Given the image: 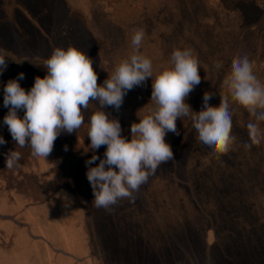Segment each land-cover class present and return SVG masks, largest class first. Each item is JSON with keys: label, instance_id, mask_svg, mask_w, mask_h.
I'll return each mask as SVG.
<instances>
[{"label": "rangeland", "instance_id": "1", "mask_svg": "<svg viewBox=\"0 0 264 264\" xmlns=\"http://www.w3.org/2000/svg\"><path fill=\"white\" fill-rule=\"evenodd\" d=\"M122 3L126 0H0V49L4 50L0 54L8 65L0 74V136L6 141L0 145V227L12 238L14 253H21L28 264H49L55 250L70 256L86 253L89 264H264V142L250 150L243 147L251 143L247 124L256 121L230 92L233 60L244 55L264 84V0H140L127 13ZM136 29L144 30L140 53L152 61L153 80L171 67L174 50L193 51L201 82L185 102L199 112L205 92L214 94L209 101L214 107L227 98L236 142L227 153H216L198 140L190 117L178 118L179 134L165 136L174 160L162 163L133 193L134 200L122 198L106 210L95 206L87 168L78 164L89 160L93 151L64 145L60 135L53 148L60 175L55 186L73 192L69 196L73 201L67 203L66 215L56 211L53 198L34 203L42 205V211L32 214L31 223L32 211L22 205L41 199L35 167L40 157L32 155L30 146H16L4 125L8 112L3 104L4 86L22 72L25 78L19 83L30 90L37 76L46 75L53 50L69 46L93 60L94 71L102 74L97 83L103 85L133 53ZM15 59L24 64L15 66ZM152 78L128 91L119 111L110 106L104 109L120 121L127 139H131V124L155 108ZM23 114L22 110L18 113ZM91 115L88 108L85 123L89 124ZM259 127L264 132V122ZM10 150L22 154L11 169L6 167ZM102 150L106 151V145L95 155ZM68 164L76 169L73 178L70 167H64ZM51 217L61 219L64 228L52 224ZM24 223L29 225L27 237L34 242L19 234ZM81 228L83 235H79ZM36 239L42 241L36 243ZM45 241L47 245L41 244ZM239 247L255 255L246 256Z\"/></svg>", "mask_w": 264, "mask_h": 264}, {"label": "clouds", "instance_id": "2", "mask_svg": "<svg viewBox=\"0 0 264 264\" xmlns=\"http://www.w3.org/2000/svg\"><path fill=\"white\" fill-rule=\"evenodd\" d=\"M144 36L143 29L134 30L133 53L119 63L103 85L97 83L93 60L83 50L69 46L53 50L46 62V75L37 76L30 90L26 91L19 83L25 78L24 73L10 79L3 89V104L8 109L4 125L16 146H30L32 155L38 157L46 158L62 133L71 134L82 126L90 102L98 105L90 116L87 135L93 155L85 164L95 206L106 210L122 198L134 200L133 193L148 177L155 174L162 163L174 160L165 136L168 132L179 134L178 118L190 117L198 140L216 153H227L237 139L232 134L233 111L227 98H221L219 106L214 107L209 104L214 94L205 92L199 112H193L185 102L201 82L199 60L193 51L189 48L174 50L171 67L162 70L153 80L152 61L140 53ZM3 51L0 49V53ZM7 66L5 56L0 54V74ZM148 78H152L151 101L155 108L139 122L131 124V139H127L122 135L120 121L104 109L110 106L119 111L127 92L141 86ZM230 92L232 99L255 118V123L247 124L251 143L243 145L250 150L264 142V132L259 127V123L264 122V84L254 74L247 55L233 60ZM21 110L22 117L18 115ZM5 143L0 136V145ZM105 145L101 159L95 151ZM21 155L19 151L10 150L6 154V167L17 166ZM97 160L99 163L92 167Z\"/></svg>", "mask_w": 264, "mask_h": 264}, {"label": "crops", "instance_id": "3", "mask_svg": "<svg viewBox=\"0 0 264 264\" xmlns=\"http://www.w3.org/2000/svg\"><path fill=\"white\" fill-rule=\"evenodd\" d=\"M140 3V0H126V3H122L121 7L123 10L128 11L129 7H135L137 5L136 2ZM138 3V5H139ZM117 24H121L117 21H115ZM254 28L257 27L253 24ZM253 28V29H254ZM256 31H259V29H255ZM264 30V29H263ZM15 66H19L20 64L23 65L24 62L22 60L19 59H15V62L13 63ZM17 69V68H16ZM100 70L97 71V75L101 74L99 72ZM17 72V71H15ZM22 73V72H20ZM17 74V73H16ZM102 75V74H101ZM89 110L93 113L94 111H96L97 109L95 108V106L90 102L89 103ZM89 124L88 123H83L82 127H84L82 134L81 130H77L76 132L74 131L71 134L68 133H62L60 139H64L62 141V143L64 145H68L69 147H77V146H82L83 148H85L86 150H91L90 148V138L87 136L88 135V128H89ZM85 133V135L83 136V134ZM82 135V136H81ZM74 136L73 138L75 139L74 141H72L71 143L69 142V138ZM83 138V139H82ZM84 141V142H83ZM86 142H88V147L86 146ZM83 144V145H82ZM56 152L57 149H53V151L46 157H40V161L36 162V170L39 173V183H40V191H41V199L40 200H35L36 202L33 203H26L24 205H22V207H24V210H27V212L32 211L31 215L28 217L30 222L32 223V214H34L36 211H42V205H35L33 206L34 203H39V202H43L48 200V198H53L55 200L54 206L56 208V211L59 213H64L65 215L67 214V212L70 210L67 206V203L69 201H73V199L69 200L71 195H73V192H70L68 190H59L57 189V187L55 186V184L58 182L59 179V173L56 169L57 164H56ZM104 153L105 150H102V152L96 153V155L103 159L104 158ZM99 163V160H97L96 164ZM79 165H81L84 168H87L85 161L82 160L81 162H78ZM54 166V169L53 167ZM92 166V165H91ZM23 167H25L23 165ZM44 167L48 168L47 172H44ZM64 167L69 168V171L71 173L70 177L73 178V174L76 173V169L75 167H73L72 164H68V165H64ZM69 171L67 173H69ZM43 185L45 187H47L46 189H44ZM52 186V189L50 191H48V187ZM54 187V188H53ZM42 189V190H41ZM22 193V192H21ZM24 196L27 194L23 193ZM68 197V198H66ZM68 200V201H67ZM49 201V200H48ZM78 209L80 207H77ZM62 209L66 210L65 212L62 211ZM55 213V212H54ZM69 213V212H68ZM81 217H82V213H79V215L77 216V221L79 219V221H81ZM52 219V217H51ZM52 224L54 223L56 226L58 227H62L64 228V225L62 224V220L61 219H57V221H53V219L51 220ZM78 221V222H79ZM24 227H20V235L23 238H27L29 239L31 242H34V239H31V237H27L29 235V232L27 229V227H29L28 224L24 223ZM81 226V225H80ZM79 226V228H80ZM85 232L84 229H80L79 235H83ZM9 236H7L4 232V228L0 227V264H28L25 263L24 260L21 259V256L19 254L14 253L16 250V247L13 245V240L11 237H9V242H5V239L8 238ZM79 240H82L81 236L79 237ZM41 239H36V243L37 242H41ZM47 241L41 243V244H45L47 245ZM34 244V243H32ZM57 256L63 257L62 261H59L57 259ZM48 263L49 264H89L88 260H86V253H82L79 255H68L66 253H62V252H58L55 250V252H51V259L48 258ZM31 264H34L33 262H31Z\"/></svg>", "mask_w": 264, "mask_h": 264}, {"label": "trees", "instance_id": "4", "mask_svg": "<svg viewBox=\"0 0 264 264\" xmlns=\"http://www.w3.org/2000/svg\"><path fill=\"white\" fill-rule=\"evenodd\" d=\"M180 149V148H179ZM239 249L247 256V255H255V253L254 254H251L250 253V250L249 249H246L245 250V248H241V247H239ZM247 252V253H246Z\"/></svg>", "mask_w": 264, "mask_h": 264}]
</instances>
